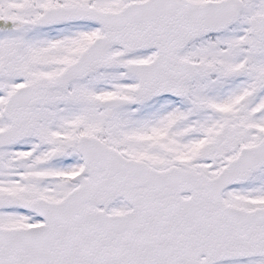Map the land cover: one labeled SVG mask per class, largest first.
Masks as SVG:
<instances>
[{
    "label": "snow or ice",
    "instance_id": "6c2138e0",
    "mask_svg": "<svg viewBox=\"0 0 264 264\" xmlns=\"http://www.w3.org/2000/svg\"><path fill=\"white\" fill-rule=\"evenodd\" d=\"M0 264H264V0H0Z\"/></svg>",
    "mask_w": 264,
    "mask_h": 264
}]
</instances>
